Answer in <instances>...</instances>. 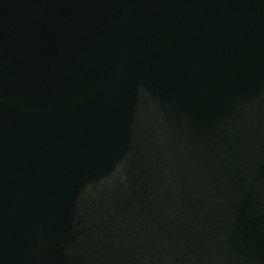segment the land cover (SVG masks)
<instances>
[{"label": "water", "instance_id": "95a60500", "mask_svg": "<svg viewBox=\"0 0 264 264\" xmlns=\"http://www.w3.org/2000/svg\"><path fill=\"white\" fill-rule=\"evenodd\" d=\"M0 264H264V0H0Z\"/></svg>", "mask_w": 264, "mask_h": 264}]
</instances>
